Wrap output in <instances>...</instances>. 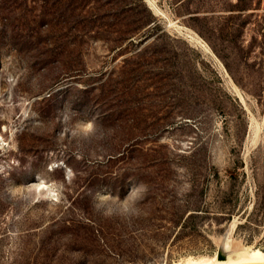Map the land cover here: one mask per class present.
Listing matches in <instances>:
<instances>
[{
  "label": "rangeland",
  "instance_id": "374dc122",
  "mask_svg": "<svg viewBox=\"0 0 264 264\" xmlns=\"http://www.w3.org/2000/svg\"><path fill=\"white\" fill-rule=\"evenodd\" d=\"M153 2L0 0V193L20 186L0 264H174L227 233L264 249V0ZM97 113L114 133L78 148ZM140 181L131 225L91 207Z\"/></svg>",
  "mask_w": 264,
  "mask_h": 264
},
{
  "label": "clouds",
  "instance_id": "9594fccd",
  "mask_svg": "<svg viewBox=\"0 0 264 264\" xmlns=\"http://www.w3.org/2000/svg\"><path fill=\"white\" fill-rule=\"evenodd\" d=\"M71 111L72 109L70 106L67 109L64 107L60 112ZM67 118L71 119L70 116ZM70 131L78 148L94 142L102 143L114 133V129L105 127L100 122L98 113L90 120L75 121ZM172 168L175 172V177L170 183V188L174 191L178 203H183L184 198L191 190L189 174L186 168L179 166L178 164H172ZM17 187L20 186H15L11 182V186L6 187L4 193H0V198L5 194L8 197H11ZM26 187H30V185ZM148 192V185L140 181L139 183H133L128 194L123 199H121L118 194L113 195L106 189L95 193L89 190L88 195L91 198V207L98 215L106 219L116 218L131 225L134 220L139 219L143 215H147V213L140 207V204L146 199Z\"/></svg>",
  "mask_w": 264,
  "mask_h": 264
},
{
  "label": "bare ground",
  "instance_id": "6f19581e",
  "mask_svg": "<svg viewBox=\"0 0 264 264\" xmlns=\"http://www.w3.org/2000/svg\"><path fill=\"white\" fill-rule=\"evenodd\" d=\"M147 2L151 8L157 9V6L153 0H147ZM191 36L202 42L199 37L195 35ZM231 236L232 235L228 236L229 240H227L229 243L226 246V249H228L229 252L224 258H219L218 256V248L220 245L219 242L218 248H216L212 254L199 256L188 255L176 261L174 264H235L264 261V249L254 245H242L239 243V241L234 240Z\"/></svg>",
  "mask_w": 264,
  "mask_h": 264
},
{
  "label": "water",
  "instance_id": "95a60500",
  "mask_svg": "<svg viewBox=\"0 0 264 264\" xmlns=\"http://www.w3.org/2000/svg\"><path fill=\"white\" fill-rule=\"evenodd\" d=\"M228 238V233L225 234L220 242L219 248H218V256L219 258H224L227 256L229 250L226 249V240ZM235 264H264V261L261 262H246V263H235Z\"/></svg>",
  "mask_w": 264,
  "mask_h": 264
},
{
  "label": "trees",
  "instance_id": "16d2710c",
  "mask_svg": "<svg viewBox=\"0 0 264 264\" xmlns=\"http://www.w3.org/2000/svg\"><path fill=\"white\" fill-rule=\"evenodd\" d=\"M129 7H130V6H129ZM130 10H132V7H130ZM148 11H149V10H148ZM149 15H152V14L150 13V11H149ZM149 17H150V16H149ZM136 21H140V19H136L135 22H136ZM149 22H150V19H149V18H144L143 21L140 22L138 28L140 27V25L149 24ZM149 27H150V26H149Z\"/></svg>",
  "mask_w": 264,
  "mask_h": 264
}]
</instances>
